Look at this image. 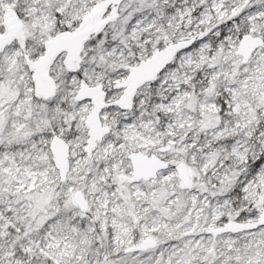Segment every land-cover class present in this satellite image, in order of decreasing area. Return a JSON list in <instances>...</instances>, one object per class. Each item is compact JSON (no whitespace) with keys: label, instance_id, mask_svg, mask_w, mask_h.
I'll list each match as a JSON object with an SVG mask.
<instances>
[{"label":"snow or ice","instance_id":"6c2138e0","mask_svg":"<svg viewBox=\"0 0 264 264\" xmlns=\"http://www.w3.org/2000/svg\"><path fill=\"white\" fill-rule=\"evenodd\" d=\"M0 264H264V0H0Z\"/></svg>","mask_w":264,"mask_h":264}]
</instances>
